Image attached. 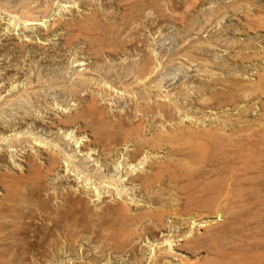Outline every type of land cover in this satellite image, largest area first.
Returning a JSON list of instances; mask_svg holds the SVG:
<instances>
[{
	"label": "bare ground",
	"instance_id": "obj_1",
	"mask_svg": "<svg viewBox=\"0 0 264 264\" xmlns=\"http://www.w3.org/2000/svg\"><path fill=\"white\" fill-rule=\"evenodd\" d=\"M58 1L70 17L44 19ZM223 1L241 17L229 24L236 35L184 49L179 57L207 73L167 89L154 44L139 45L147 40L135 34L134 46L123 43L122 26L139 24L134 11L88 8L98 0H0V36L16 29L26 37L0 43V264H10L4 254L19 248L22 227L26 246L11 264H264V0ZM245 29L253 35L243 38ZM34 33L45 42L59 34L65 50L80 51L63 61V46L28 49ZM213 43L233 53L195 56ZM46 57L60 72L44 78ZM45 84L75 107L64 112L69 102L41 93ZM111 95L130 102L123 112L104 104ZM52 175L53 193L44 199L35 187L32 200L20 199L27 181Z\"/></svg>",
	"mask_w": 264,
	"mask_h": 264
},
{
	"label": "rangeland",
	"instance_id": "obj_2",
	"mask_svg": "<svg viewBox=\"0 0 264 264\" xmlns=\"http://www.w3.org/2000/svg\"><path fill=\"white\" fill-rule=\"evenodd\" d=\"M11 1H16V0H11ZM222 1L223 0H212V1L211 0H129L124 4L119 3L120 4V6H119L118 3H111L109 0H98V3H97L98 5H94V6L89 5V7L88 6L87 7L88 8L95 7L98 9V11H102V9L107 6L109 11H112V12L114 11L116 13H118L120 11H126L128 9H129L128 11H134L135 13L133 12L134 13L133 16H134V18H138V21H139V24L137 25V28L139 27L138 28L139 31L137 28L136 29H133V28H131V29L125 28L124 29V27L122 26L121 30H123V34L121 35V37L122 38L124 37L122 39V40H124L123 43L125 42L126 44H130L133 42L132 46L135 45L134 40L130 39V37H129L130 34H135L137 37H139V40H142V39L147 40L144 42L140 41L139 45H141V43L146 44L147 42L148 43L152 42L154 44V46H153L154 52L156 53V54L154 53V55L156 56L157 60L161 61V63H162L161 67L158 69V71L156 73L157 77L160 79H164L162 82L164 83V85L166 84L165 87L167 89H169V88L171 89L173 87L175 88V87L179 86L181 84V82L186 81V79H188L189 77H193V78L195 76L202 77V76H204V74L206 75V73H207V72H203L201 70H198L197 68H200V66L199 65H198L199 67L196 66V64H195L196 62H194V64L192 63L191 65H189L185 60H183L181 57H179L180 53L184 49L190 48L193 43H194L193 45H198V43H197L198 41H199V44H201V45H202L203 41H204V43L207 41L205 44H203L204 46H206L207 43L214 42L216 37H218L220 35H221V37H225V38L228 37L229 39H230V37H234V35H236L237 31L233 30L231 25H229V24L234 23L235 21H237L238 18H241V17L239 15L233 14L232 11H234V10H232V8H231V3L230 4L229 3L223 4L224 1L223 2ZM63 3H64L63 1H61V2L58 1L57 4L55 2L52 3V8H51V10H49L48 16L44 19H49V17L51 19L53 16L57 15L59 12H60L59 14H61V13L65 14V12H66L67 14H65V15H67V16L64 15L63 17H70V14L72 11L69 9L67 10L63 6H61ZM131 4H132V6H131ZM103 5H104V7H103ZM211 5H212V8H211ZM110 6H112V7H110ZM207 6H210V8L212 10H209L210 8H207ZM82 7L83 6H80L78 8V11H80V9ZM203 7H206V8H204L202 10L201 8H203ZM217 7H219V8H217ZM74 11H77L76 7H75ZM81 11L84 12V11H87V9L84 8ZM88 11H89V9H88ZM206 11H207V13H206ZM210 11H212V12H210ZM222 12L224 13V16H222L223 15ZM73 13L75 15L76 12H73ZM203 15H204L205 19H204ZM208 16H209V18L206 19ZM188 22H189V25L187 24ZM240 22L243 23L244 20L241 19ZM0 23H1L2 27L7 23V17L4 16V14L1 12H0ZM47 23L48 22L46 21V24ZM44 26H45L44 24L40 25V27H42L41 28L42 30H44ZM40 27L38 28V30H40V32H42ZM134 30H136V31L134 32ZM149 30H152V31L156 30L155 33L153 34L154 36L152 39L151 38L147 39L148 37L146 35L149 33ZM245 30H248V29H245ZM21 31H23V30H21ZM21 31H20V33H18L20 35L19 36L18 34H16L17 32H19L16 29L13 31L9 30L7 32V37H6V35L0 36V43H6L7 41H9V40H7L8 36H10L12 41H14V42L15 41H18V42L23 41L24 38H26V37L21 35L22 34ZM60 31L61 30L56 31V32H60ZM33 35L35 36V33ZM58 35L53 36V38H55L53 40L56 41V43H53V44H52V42H55V41L52 40V42H50L51 39L49 40V38H52L51 35H49L50 37H48V40H47L48 42H45L46 40L40 41V39L38 40V38H36L37 36H35L34 39L32 38V39L27 41L29 43V47H27V48L30 49L33 47V45H34L35 49L37 48V46L39 48L38 44L43 45V47L45 49H49V46H51L50 47L51 49L54 46H60V47L63 46L62 48L64 50L63 49L61 50V52H63V55L61 58L63 59V61H65L68 58L67 54H69V52L72 49L65 50V45H63V43L61 41L62 38ZM252 35H253L252 30H248L246 34L241 35V36L243 38H245L247 36L250 37ZM126 39H128V40H126ZM200 40H203V41L200 42ZM234 46H235L234 47L235 49H236V47H237V49L241 48L240 46H243V42L240 40V41H238V43L234 44ZM140 48H141V50H139V52L142 55L143 49L145 48V45L140 46ZM42 49H41V51H42ZM211 49L212 50L209 52H206V51H203L200 49L197 50L198 52L197 51L195 52V49H194V53L196 54V55L195 54L194 55L195 56L198 55V57H199V55H201V56L203 55L206 58H208V57L213 58L212 54H215L217 59H219L222 56H227V55L229 56V54L231 55L233 53V51H232L233 48L229 49L228 47H225L223 44L217 45L216 43H213ZM77 50H79V49L77 48ZM136 51L137 50H135L134 52H136ZM73 52H76V51L74 50ZM78 52H76V54ZM139 52L137 55H135L136 57L134 56L133 58H137L138 56H141L139 54ZM162 52H164V53H163V56L161 57L160 55L162 54ZM72 53H71V56L73 55ZM117 56H119V54H117L116 57ZM203 56L201 58H203ZM23 59H25V56L22 57V60ZM41 59L42 60L40 61V64H41L40 69H42V74H43L44 78L50 77L52 74L51 72L54 71L53 69L58 71L57 70L58 65L51 64V62H52L51 59H49L47 57L41 58ZM127 59L128 58H126L124 60L125 63L128 61ZM130 59H131V57H130ZM20 60H21V58H20ZM39 60H40V57H39ZM165 60H166V63H165ZM167 60H170V62H167ZM117 61H119V60L117 59ZM179 62H182L184 65H181V63H179ZM181 66H183V67H181ZM80 68H82V66ZM51 69H52V71H51ZM68 69H69L68 73L70 74L71 67ZM215 69L216 68H214V70ZM220 71L221 70H219V69L217 70V72H220ZM251 71L252 70H248L247 73H244V76L253 77V76H251ZM58 72H60V71H58ZM199 74H201L202 76ZM222 74H224V73H222ZM66 75H67V73H66ZM43 86L44 87H42L39 90L41 91V93L45 94L47 97L52 98L54 95H57L61 99H64L66 102H69L65 108V111H64L63 107H62V110H60V107H59L58 109L55 110L54 115H60L61 112H63V111L66 112L67 110H71L75 107V102H73V100L70 101V97L66 96L63 89L53 88V87L46 85V84ZM7 87H8V89H7ZM7 87H6V89H7L6 92H11L12 90H15L17 88V87H15V88L13 87V89H12V87H10V86H7ZM109 98H110V100L104 101V104L107 106L108 109H110V111L111 110L118 111L120 109L121 112H123L125 110V108L128 106V104L130 103V102H127V100L124 98V96L117 97V95H116L113 97V95H111ZM101 102H103V101H101ZM29 124H31V125L33 124V123H31V120H29L28 125L27 124L23 125V127H25V128L29 127ZM40 129H41V127H37V129H34V130L39 131ZM45 130H47V129L42 128L41 131H39V133L40 132L43 133V132H45ZM44 134H49V132L44 133ZM61 147H64V145L63 146L61 145ZM17 158L21 159V157H17ZM53 177H54L53 175L48 176V177H44L38 181L39 182L38 184H36L35 182H32V180L31 181L29 180L30 182L27 181L24 185H22L24 187V189H23L24 191H23L22 197L20 196V199H23L25 201L32 200L34 197L30 193V191L32 188L35 189V187L36 188L38 187L40 189L39 194L41 197L42 196H43V198L47 197L49 193H53V191H54L50 187L53 186V183L57 179H54ZM70 178L73 181V177H70ZM70 178H68V179H70ZM46 188H48V189L46 190ZM70 188H74V187H70ZM60 189H62V187ZM63 190L64 191L67 190L66 187H64ZM0 192H1V189H0ZM77 192H78V190H77V188H75V193L74 192L73 193L76 194ZM89 204L93 205L92 202H90ZM262 211H263L262 216H264V210H262ZM35 220H37L36 217L33 220V222ZM37 222H39V220H37ZM35 224L36 223H31L32 226H34ZM20 230L22 231L21 233H20ZM24 230L25 229L22 227L19 229V231L17 233V240L15 242V245H16V247H19V248L18 249L16 248L17 250L14 249L13 253H11L9 251V244L7 242H4L5 245L4 244L2 245L3 247H5L4 251H8L11 253V255L9 253H8V255L4 254L5 257H7V258L9 257L8 259L11 260L10 264L12 263L13 258H15L17 253H20V251L22 249L23 250L25 249L24 247L26 246L25 243L27 241V236H26L27 234L25 233ZM263 232H264V229H263ZM33 239L34 238H31V243L34 242ZM150 243L151 242L147 243V239H146L145 242L143 241L138 246L137 252L139 255H143V256H141L143 258V260H145L146 257H148V253H149L148 250H149V246H150L149 244ZM33 246L34 245H32V247ZM34 247H33V251H37L35 249H37L38 247H36V246H34ZM81 248H82V246L78 250H81ZM66 254H69V252L67 251ZM128 254H129V252L126 254V256ZM184 254H185V252H182V255H184ZM126 256H125V258H126ZM67 258H68V256H66L63 259L68 261L69 259H67ZM73 258H74V256H73ZM166 260L171 261V262H178L179 258L166 257Z\"/></svg>",
	"mask_w": 264,
	"mask_h": 264
}]
</instances>
